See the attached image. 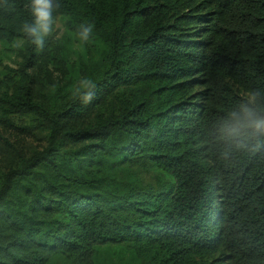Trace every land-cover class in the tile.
I'll list each match as a JSON object with an SVG mask.
<instances>
[{"label": "trees", "instance_id": "trees-1", "mask_svg": "<svg viewBox=\"0 0 264 264\" xmlns=\"http://www.w3.org/2000/svg\"><path fill=\"white\" fill-rule=\"evenodd\" d=\"M27 3H0V41H22L18 68L0 61V122L39 115L48 145L4 177L0 264L58 253L93 264L119 245L140 264H264V135L229 131L252 93L264 111V0H59L57 16L92 22L107 53L91 102L74 93L54 110L39 97L64 49L55 31L42 49L24 36ZM85 141H96L82 150L91 168L145 164L170 180L103 195L82 192L80 177L64 176L72 189L36 177L58 170L57 146Z\"/></svg>", "mask_w": 264, "mask_h": 264}, {"label": "rangeland", "instance_id": "rangeland-1", "mask_svg": "<svg viewBox=\"0 0 264 264\" xmlns=\"http://www.w3.org/2000/svg\"><path fill=\"white\" fill-rule=\"evenodd\" d=\"M78 28L79 24L61 16L56 17L54 31L64 49L63 60L59 65L50 62L46 66L49 76L43 81L39 97V100L48 104L50 110L56 109L70 98L82 79L93 80V77L105 68L107 47L100 33L93 29L89 41L83 43L76 36ZM21 46V40L11 43L0 41V61L9 68H18L22 60L17 55V50ZM36 71L34 67L29 69V73ZM4 73L5 70L0 65V76ZM40 76L43 74L40 73ZM93 114V112L89 113L88 118L82 122L83 125L92 122ZM10 120L17 127L16 129L7 128L0 122V187L10 169L20 168L22 160L44 150L48 145V129L39 124L42 122L39 115L11 117ZM88 143H96V141H85L75 146H57L54 156L58 170L39 167L36 169V177L45 178L69 189L75 185L64 176L80 177L86 183L84 184L86 189H80L82 192L103 195L114 193L122 195L134 189L155 191L170 180L169 175L161 169L145 164H125L114 168L98 165L91 168L89 158L82 162L85 158L82 150ZM77 162L81 163V167L76 165ZM66 170H71L73 173L70 174ZM47 264L83 263L78 262L68 253H58ZM93 264H140V257L137 250L130 245L107 246L97 249Z\"/></svg>", "mask_w": 264, "mask_h": 264}, {"label": "clouds", "instance_id": "clouds-1", "mask_svg": "<svg viewBox=\"0 0 264 264\" xmlns=\"http://www.w3.org/2000/svg\"><path fill=\"white\" fill-rule=\"evenodd\" d=\"M3 3V0H0ZM59 0H28L26 8L29 19L21 25L24 36L37 49H42L46 38L53 34L57 17ZM13 7L4 4L5 10ZM94 24L92 22L81 23L76 36L79 41L86 43L93 35ZM96 84L90 79H82L75 89V95L82 103H90L94 96ZM256 93H252V99L246 102L240 110L233 112L229 131L233 136L243 132H251L257 136L264 135V111L255 107L252 101L255 100Z\"/></svg>", "mask_w": 264, "mask_h": 264}]
</instances>
